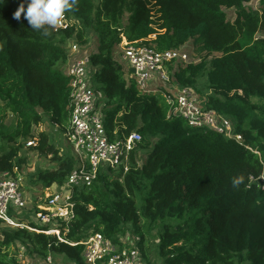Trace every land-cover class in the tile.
<instances>
[{"label": "trees", "instance_id": "trees-1", "mask_svg": "<svg viewBox=\"0 0 264 264\" xmlns=\"http://www.w3.org/2000/svg\"><path fill=\"white\" fill-rule=\"evenodd\" d=\"M250 1L78 0L65 13L70 26L50 28L48 36L30 29L23 14L13 19L23 0L0 5V173L22 171L20 150L34 137L28 149L50 155L51 163L28 171L27 185H61L75 166L70 146L34 132L44 125L65 135L70 87L63 68L71 39L95 37L90 84L108 139L141 137L122 165H102L90 186L74 189V217L57 225L62 241L37 231L48 224L17 215L33 229L0 222V264L16 263L11 248L84 264L78 242L93 232L120 246L127 233L138 237L132 245L151 264H264V0L255 9ZM122 41L158 51L191 42L198 60L168 63L172 83L195 90L241 141L168 116L162 93H141L117 59ZM240 175L244 183L233 188ZM150 236L154 242L146 244Z\"/></svg>", "mask_w": 264, "mask_h": 264}, {"label": "built area", "instance_id": "built-area-1", "mask_svg": "<svg viewBox=\"0 0 264 264\" xmlns=\"http://www.w3.org/2000/svg\"><path fill=\"white\" fill-rule=\"evenodd\" d=\"M72 18L64 15L61 23L54 30L66 29ZM187 45L175 49L158 51L151 46L122 41L120 60L134 68L136 86L141 93H162L167 105L168 116L179 115L192 127L205 128L226 137L241 141V135L234 134L231 121L213 109L205 108L198 94L191 87H178L172 83L167 64L187 63L189 60ZM74 53L76 44L69 46ZM122 62V61H121ZM69 76V123L65 137L74 155L76 164L67 175L63 184H53L43 201L36 205L34 218L37 223L50 225L43 231L59 236V224L68 225L74 217L72 196L79 186H90L102 165L117 168L126 160L128 153L141 140L140 134L131 132L121 140L111 141L102 123V114L96 105L98 93L90 84V66L88 55L73 59L67 72ZM34 139L26 141L32 146ZM23 176L17 167L12 173H0V222L11 227H27L18 222L14 215L23 210L26 201L22 194ZM264 189V183L262 185ZM12 211V214H10ZM121 242V239H120ZM84 264H151L146 262L137 247L130 244L113 243L99 232L90 233L83 241ZM54 264L51 255L43 261ZM15 264H28L26 259L16 260Z\"/></svg>", "mask_w": 264, "mask_h": 264}, {"label": "rangeland", "instance_id": "rangeland-1", "mask_svg": "<svg viewBox=\"0 0 264 264\" xmlns=\"http://www.w3.org/2000/svg\"><path fill=\"white\" fill-rule=\"evenodd\" d=\"M247 5L255 9L258 6V0H252L249 3H247ZM225 11L227 13V16L230 18V20H232L233 19V10L232 9H226ZM71 44H76L78 46V50L76 52L72 53V57L67 58L66 63H65V66L66 65L67 66L65 67V69L63 68L64 72H67L69 64L73 59L80 57V56L83 57L84 55H88L90 52H92L96 49L95 37L91 36V35H89L87 37V40L84 44H81L80 42L78 43V41L75 39H71L67 44L68 49H69V46ZM185 48H186V50L188 52V56L191 58V60L197 61L198 56H197V54H194V52L192 50L191 42H188L187 46ZM191 50H192V52H191ZM121 52H122V49L121 48L119 49V47H117L116 57L119 61H120ZM190 58H189V60H190ZM121 61H122L121 64L125 66V61L124 60H121ZM41 130H44L45 132L51 134L50 135V141L52 143H54L57 147H60L58 145L59 142H61L63 144V147L69 146L65 135L64 136L59 135V133L54 132L53 127L39 125V126H36L34 128L35 134ZM50 132H52V133H50ZM29 139H34V143L32 146H35L37 144L36 137L29 138ZM20 152H21V155H23V157L26 158L23 162L22 171L19 170V173L23 176L21 190H22L23 197L26 201V205L24 206L23 210L17 214V217H21L23 219V221H26V220L34 219V211L36 209V205L38 203H40L41 201H43L46 194L49 192V188L52 189V187H47V188L41 189L40 187L27 185L26 184L27 183L26 182V173L28 171H32L36 165H40L42 167H47V166H49L51 161H50V155H47L46 157H44L43 155L38 153L37 150L28 149L26 144H25V146H23L21 148ZM2 225H4V224H2ZM120 239H121L122 244L127 245L128 243H132V244L135 243L136 240L138 239V237L133 236L130 233H127L126 235L122 236ZM155 241H156V239H155ZM152 242H154V240L150 236V238L147 239L146 244L147 243L151 244ZM11 255L13 257H15L16 260L26 259L28 261V264H44L42 262L43 261L42 259L29 257L27 254L24 253V250L22 248L17 249V250H16V248L15 249L11 248ZM51 257H52L54 264H73V263L69 262L68 260H66L62 255H54V256L52 255Z\"/></svg>", "mask_w": 264, "mask_h": 264}, {"label": "clouds", "instance_id": "clouds-1", "mask_svg": "<svg viewBox=\"0 0 264 264\" xmlns=\"http://www.w3.org/2000/svg\"><path fill=\"white\" fill-rule=\"evenodd\" d=\"M4 2L0 0V5ZM77 4L78 0H23L13 13V19L19 21L23 14L30 29L48 36L49 29L58 26L65 13L74 10ZM244 181L243 175L234 177L231 180L232 187L239 188Z\"/></svg>", "mask_w": 264, "mask_h": 264}, {"label": "crops", "instance_id": "crops-1", "mask_svg": "<svg viewBox=\"0 0 264 264\" xmlns=\"http://www.w3.org/2000/svg\"><path fill=\"white\" fill-rule=\"evenodd\" d=\"M72 51L70 50V48L68 49L67 48V54H68V57H72ZM76 54V53H75ZM74 55V54H73ZM71 59V58H70ZM67 66V65H66ZM65 65H64V69H65V67H66ZM125 67L126 68H128V64L127 63H125ZM31 220H33V221H35L36 222V219L34 218V219H31Z\"/></svg>", "mask_w": 264, "mask_h": 264}, {"label": "water", "instance_id": "water-1", "mask_svg": "<svg viewBox=\"0 0 264 264\" xmlns=\"http://www.w3.org/2000/svg\"><path fill=\"white\" fill-rule=\"evenodd\" d=\"M128 71H129L130 73H134V68L131 67V66H129V67H128ZM263 180H264L263 178H260V179H259V182H260V183H263Z\"/></svg>", "mask_w": 264, "mask_h": 264}]
</instances>
